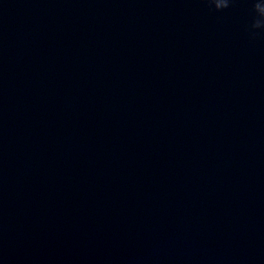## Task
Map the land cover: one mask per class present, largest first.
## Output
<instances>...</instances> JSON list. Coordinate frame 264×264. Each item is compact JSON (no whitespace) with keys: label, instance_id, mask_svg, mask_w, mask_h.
Listing matches in <instances>:
<instances>
[{"label":"water","instance_id":"1","mask_svg":"<svg viewBox=\"0 0 264 264\" xmlns=\"http://www.w3.org/2000/svg\"><path fill=\"white\" fill-rule=\"evenodd\" d=\"M251 7L0 0V264H264Z\"/></svg>","mask_w":264,"mask_h":264},{"label":"clouds","instance_id":"2","mask_svg":"<svg viewBox=\"0 0 264 264\" xmlns=\"http://www.w3.org/2000/svg\"><path fill=\"white\" fill-rule=\"evenodd\" d=\"M211 9L222 11L229 8L235 0H206ZM251 3V19L246 26L250 37L255 39L264 34V0H249Z\"/></svg>","mask_w":264,"mask_h":264}]
</instances>
